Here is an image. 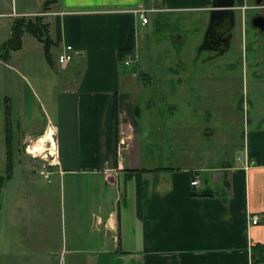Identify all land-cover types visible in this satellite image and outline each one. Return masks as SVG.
I'll return each mask as SVG.
<instances>
[{
  "label": "crops",
  "instance_id": "1",
  "mask_svg": "<svg viewBox=\"0 0 264 264\" xmlns=\"http://www.w3.org/2000/svg\"><path fill=\"white\" fill-rule=\"evenodd\" d=\"M253 6L255 0H235V7L247 8L242 23ZM40 8L16 16L42 17L53 29L56 65L63 48L71 46L80 69L67 74L70 66L59 65L63 74H51L43 84L44 102L38 96L45 134L58 150L50 169L58 178L61 213L54 211L52 197L34 205L9 199L14 192L3 187L0 264H254L253 247L264 246V141L259 149L250 140L259 141V135L249 134L236 164L224 154L210 164L178 165L182 140L196 135L206 115L192 100L200 99V90L208 92V78L217 75L204 66H182V60L193 59L190 52L198 56L213 0H45ZM140 10H155L147 17L194 14L190 20L199 23L194 40H175V67L153 76L127 69L139 59L125 65L130 54H156L147 48L150 19L143 26ZM121 53L127 56L120 59ZM244 67L257 72L256 63ZM219 73L215 83L227 85V73ZM252 120L264 125L260 115ZM35 137L24 135L23 141ZM41 138L33 147L38 154ZM161 156L170 162L159 163ZM14 176L13 171L8 183ZM198 177L202 184L194 188ZM253 216L259 217L257 225Z\"/></svg>",
  "mask_w": 264,
  "mask_h": 264
},
{
  "label": "rangeland",
  "instance_id": "2",
  "mask_svg": "<svg viewBox=\"0 0 264 264\" xmlns=\"http://www.w3.org/2000/svg\"><path fill=\"white\" fill-rule=\"evenodd\" d=\"M44 1L16 0L13 4V0H0V50L4 43L11 40L13 23L17 18H21L20 15L16 16V13L40 11ZM256 15L257 11L248 12V24L244 26L242 23L243 13L237 11L239 28L235 31L230 48L224 54L216 55L213 51L202 49L206 36L204 35L203 41L197 42L199 44L198 56L190 52L193 59L182 60L183 67L185 64L195 71L203 69L204 66L206 72H208L206 69L208 68L212 75H218L219 72L220 75H223L226 72L228 82L227 85H220L221 91L220 86L214 80L217 75L211 76L208 78V81L211 79L210 85L205 87H209V91L204 93L200 90V99L196 96V99L192 100L196 108L202 110V113H206V115L200 116L196 135L193 138L182 140L178 165L193 167L194 164L200 165L201 161L210 164L213 156L220 155L223 158L224 154L228 163L236 164L238 156L244 157L249 134L259 135L256 138L259 141L253 138L250 140L259 149H262L264 125L258 124L257 126L252 120L257 115L264 117V63H260L264 58V33L250 24ZM148 17L150 25L147 34L150 40L148 38L146 41L147 48H150L151 51L155 50L156 54L148 57L147 55L152 53L143 50L142 56L138 57L140 64H133L127 69L144 70L153 76L167 71L169 66L175 67V63H178L173 51L176 45L175 40L180 36L189 41L194 40L198 34L194 29L199 27V23L190 20V18L194 20L196 17L194 14L171 17V15L160 13L150 14ZM25 18L32 20L34 17ZM47 28L43 37L44 39L49 38L48 54L52 63L47 58L45 43L28 32L23 35L24 48L22 45L21 51L12 52L9 60L0 58V176H7L8 157L11 156L15 176L12 182L8 183L7 179L2 183L3 187L8 186V189L14 192L9 199L15 198L20 201L29 199L30 204L38 205L40 199L52 197L54 211L61 213L60 189L56 184L58 178L51 174L53 170L50 169V165L54 164V159L49 155L50 145L46 144L45 150L39 152L40 154L33 148L39 138L45 134L46 124L38 96L44 102L42 89L44 82L49 80V75L63 74L59 65H56L57 56L55 55L57 52L52 40L53 29L49 30V26ZM140 30L145 35V28L140 26ZM211 56L215 57L202 62L203 59H208ZM149 59L151 61H147ZM220 59L224 61H219ZM146 62L148 68H145ZM250 62L256 63L259 67H254L257 71L256 74L246 71V67L242 69L243 64ZM69 66L67 74L71 71H80L74 62ZM122 66H125L124 63ZM149 70H153V72L149 73ZM245 101L247 102L246 108L243 106ZM180 105L182 109V103ZM211 112L213 113L212 117L210 116ZM141 128L143 148L147 135L144 126ZM208 129L214 130L216 135L206 136L203 134ZM24 135H35L36 137L30 138L25 143ZM153 136V133L148 132V137L153 139ZM155 148L156 146H153V149ZM149 151V154L153 153L152 150ZM32 154L37 156L33 157ZM56 155H58V150H56ZM157 161L167 163L170 162V158L161 156ZM173 162L177 164L175 158H173ZM47 174L49 176L45 177ZM201 175L202 179L206 180L209 174L205 172ZM2 195L3 191L0 189V203ZM37 209L39 210V207Z\"/></svg>",
  "mask_w": 264,
  "mask_h": 264
},
{
  "label": "trees",
  "instance_id": "3",
  "mask_svg": "<svg viewBox=\"0 0 264 264\" xmlns=\"http://www.w3.org/2000/svg\"><path fill=\"white\" fill-rule=\"evenodd\" d=\"M264 2V1H263ZM34 20V21H32ZM32 20H28L25 17L17 18L15 22L13 23V33L11 40L8 41L7 43H4L1 47V53H0V58H5V60H9L11 57V53L14 51H19L22 49L23 45V35L25 32L31 33L34 37H36L38 40L42 41L46 45L47 49V58L50 63L52 61L50 60V55L48 54V48H49V38L44 39L43 33L47 31V26L44 23V19L42 17H35ZM125 56V53L120 54V59H123ZM123 61V60H122ZM141 79H143V75L140 74ZM118 134V127L116 123V135ZM12 158L11 156L8 157V171H7V176L3 177L0 176V189L3 188L2 183L5 180H10L13 174V169H12ZM252 260L254 264H263L264 262V246H256L255 248L253 247V253H252Z\"/></svg>",
  "mask_w": 264,
  "mask_h": 264
},
{
  "label": "water",
  "instance_id": "4",
  "mask_svg": "<svg viewBox=\"0 0 264 264\" xmlns=\"http://www.w3.org/2000/svg\"><path fill=\"white\" fill-rule=\"evenodd\" d=\"M256 1H257V5H261L263 3V0H256ZM213 9L214 10H212L211 12L210 25L207 30L204 40V46L202 47V49H206L210 51L213 50L224 51L228 49L229 44L228 45L226 44V46L223 49L220 45H222V43H227L228 39L225 41H218V39L220 38L219 32H220V28L226 29L223 32V34L231 31L232 28H234L236 23L235 0H213ZM253 25L255 27L264 30V18L263 17L256 18L253 21ZM215 39L217 41L216 44L213 45L212 42ZM205 184H207V181H205Z\"/></svg>",
  "mask_w": 264,
  "mask_h": 264
},
{
  "label": "built area",
  "instance_id": "5",
  "mask_svg": "<svg viewBox=\"0 0 264 264\" xmlns=\"http://www.w3.org/2000/svg\"><path fill=\"white\" fill-rule=\"evenodd\" d=\"M152 11H155V10H140V11L137 12L139 17H140V19H141V21H142V25L143 26H146L149 23V19L147 17V13L148 12H152ZM75 55H76V52L73 49V47H71V46L64 47L62 52L58 56L59 65L63 69L68 67L74 61ZM137 59H138L137 54H130V55L127 56V59L125 60V65L127 67H129L134 62V60H137ZM32 155H33V157H35V154H32ZM201 184L202 183H201V180L199 178H196L195 180H193L191 182V185L194 188H199L201 186ZM251 223L253 225H257L259 223V217L253 216L251 218Z\"/></svg>",
  "mask_w": 264,
  "mask_h": 264
},
{
  "label": "flooded vegetation",
  "instance_id": "6",
  "mask_svg": "<svg viewBox=\"0 0 264 264\" xmlns=\"http://www.w3.org/2000/svg\"><path fill=\"white\" fill-rule=\"evenodd\" d=\"M261 8H264L263 7V3L261 5H257V1L255 0V6L253 7H249L248 9L250 10H254V11H257V15L255 16V18H253V20L250 21V24L253 25V21L256 19V18H259V17H263L264 18V9H261ZM247 8H237L235 7V12H236V23H235V26L234 28H232L231 31L223 34V32L226 30L225 28L221 29L220 28V38L218 39V41H225L228 39V42L227 43H222V45H220L222 47V49L226 46V44L228 45L229 44V47L228 49L230 48L232 42H233V38H234V35H235V31L238 29V22H237V10L241 11V12H245ZM243 20V19H242ZM248 24L247 20L246 22L243 21V25L246 26ZM210 25V23H209ZM254 26V25H253ZM252 26V27H253ZM255 27V26H254ZM209 28V27H208ZM257 29H259L262 33H264V30H262L261 28H258V27H255ZM208 30V29H207ZM207 33V32H206ZM223 34V35H221ZM206 35V34H205ZM216 39L212 42L213 45L216 44ZM218 44V43H217ZM212 47V46H211ZM219 48V47H218ZM228 49L222 51V50H213L214 53H216V55H221V54H224ZM260 63H264V58H263V62H260ZM247 105V102L245 101V103L243 104V106L245 107ZM246 108V107H245ZM213 131L214 130H210L208 129L206 132L210 134V136L213 134ZM215 132V131H214ZM216 134V133H215ZM238 160H241L240 157H238Z\"/></svg>",
  "mask_w": 264,
  "mask_h": 264
},
{
  "label": "bare ground",
  "instance_id": "7",
  "mask_svg": "<svg viewBox=\"0 0 264 264\" xmlns=\"http://www.w3.org/2000/svg\"><path fill=\"white\" fill-rule=\"evenodd\" d=\"M46 144H49L50 145V157H53V155L51 154H56V152H54V146L52 145V138L50 136V133L47 132L44 137L41 138V140L39 141L37 147H38V150H41L42 152L45 150V146Z\"/></svg>",
  "mask_w": 264,
  "mask_h": 264
}]
</instances>
